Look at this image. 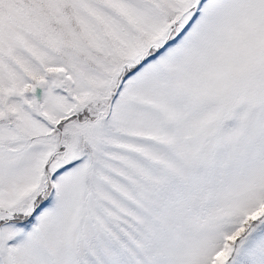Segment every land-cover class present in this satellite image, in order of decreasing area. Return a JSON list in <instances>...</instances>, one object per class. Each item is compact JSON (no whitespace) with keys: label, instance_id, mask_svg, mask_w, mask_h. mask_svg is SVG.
Segmentation results:
<instances>
[{"label":"snow or ice","instance_id":"snow-or-ice-1","mask_svg":"<svg viewBox=\"0 0 264 264\" xmlns=\"http://www.w3.org/2000/svg\"><path fill=\"white\" fill-rule=\"evenodd\" d=\"M0 264H264V0H0Z\"/></svg>","mask_w":264,"mask_h":264}]
</instances>
